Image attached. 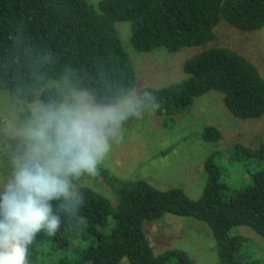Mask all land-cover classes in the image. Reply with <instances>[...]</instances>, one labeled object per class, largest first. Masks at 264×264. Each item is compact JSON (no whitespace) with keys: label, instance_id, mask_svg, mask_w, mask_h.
<instances>
[{"label":"trees","instance_id":"16d2710c","mask_svg":"<svg viewBox=\"0 0 264 264\" xmlns=\"http://www.w3.org/2000/svg\"><path fill=\"white\" fill-rule=\"evenodd\" d=\"M220 22L259 30L264 0H0V88L32 109L57 102L62 82L64 90H85L94 103L114 106L136 83L132 49L194 46L182 62L184 76L136 89L134 110L149 105L173 123L214 91L232 116L258 118L264 72L241 51L215 42ZM197 126L189 134L212 143L221 136L215 124ZM229 165L241 170L238 184ZM201 170L203 189L191 197L180 185L123 178L99 163L87 174L99 177L97 183L71 184L65 197L51 202L60 225L52 234L37 233L29 264H193L182 248L154 251L145 225L165 214L203 222L218 264H264V244L238 231L246 227L264 240V142L212 148Z\"/></svg>","mask_w":264,"mask_h":264},{"label":"rangeland","instance_id":"374dc122","mask_svg":"<svg viewBox=\"0 0 264 264\" xmlns=\"http://www.w3.org/2000/svg\"><path fill=\"white\" fill-rule=\"evenodd\" d=\"M121 28L124 29L123 26ZM215 32L216 43L241 51L264 72V26L256 31L241 32L232 25L220 22ZM123 34L126 35L125 30ZM194 48L189 46L177 52L155 49L146 53L132 49L136 83L133 90L114 106L94 103L85 90H64L67 84L63 82L59 87L57 83L59 99L56 104L43 106L55 108L71 103L78 109L94 108L99 113L109 110L124 112V118L118 123L102 120L97 125L99 135L108 145L99 163L123 178L142 177L160 188L180 185L189 196L196 197L205 182V173L201 170L205 156L212 148H223L236 141L247 146L264 142V114L258 118H236L221 101V95L214 91L196 99L190 109L175 116L173 123L165 122L163 116L152 112L149 105L134 110L138 103L135 100L136 89L146 85L162 86L181 79L184 76L182 62ZM13 98L0 88V184L9 179L18 160L26 159L31 154L24 130L26 125L36 121L38 110L42 107L37 101L31 103H36L34 109L28 105L24 107ZM207 123L215 124L221 131L220 138L214 143L204 141L200 135L189 134L194 133L197 125ZM234 168L236 171L229 165L227 173L236 182L241 170L236 165ZM68 179L69 185L75 183L77 186L85 182L97 183L99 177L92 178L87 173H81ZM145 230L155 252L178 247L188 252L193 264H218L211 231L203 222L165 214L157 220L147 221ZM238 231L264 244V240L252 230L239 227Z\"/></svg>","mask_w":264,"mask_h":264},{"label":"clouds","instance_id":"9594fccd","mask_svg":"<svg viewBox=\"0 0 264 264\" xmlns=\"http://www.w3.org/2000/svg\"><path fill=\"white\" fill-rule=\"evenodd\" d=\"M125 113L61 104L42 106L25 127L31 154L14 165L0 184V264H29V246L37 233L52 234L60 225L52 201L70 192L69 176L95 174L108 150L97 125L118 123Z\"/></svg>","mask_w":264,"mask_h":264}]
</instances>
